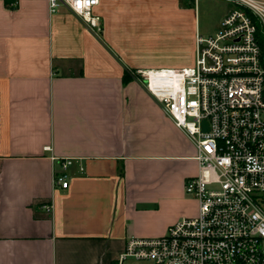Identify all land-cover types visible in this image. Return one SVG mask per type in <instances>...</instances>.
<instances>
[{
	"label": "crops",
	"instance_id": "1",
	"mask_svg": "<svg viewBox=\"0 0 264 264\" xmlns=\"http://www.w3.org/2000/svg\"><path fill=\"white\" fill-rule=\"evenodd\" d=\"M201 1L100 0L92 30L0 0V264H117L129 239L198 215L195 145L139 72L195 64Z\"/></svg>",
	"mask_w": 264,
	"mask_h": 264
},
{
	"label": "built area",
	"instance_id": "2",
	"mask_svg": "<svg viewBox=\"0 0 264 264\" xmlns=\"http://www.w3.org/2000/svg\"><path fill=\"white\" fill-rule=\"evenodd\" d=\"M228 1L233 8L219 31L196 36L192 67L139 72L195 145L199 172L184 188L199 213L164 236L129 239L117 264H264V0ZM99 2L48 5L51 14L65 7L100 30ZM71 164L65 160L61 167ZM55 184L67 189L66 173L56 174Z\"/></svg>",
	"mask_w": 264,
	"mask_h": 264
},
{
	"label": "rangeland",
	"instance_id": "3",
	"mask_svg": "<svg viewBox=\"0 0 264 264\" xmlns=\"http://www.w3.org/2000/svg\"><path fill=\"white\" fill-rule=\"evenodd\" d=\"M227 1L224 0H202L200 11H198L199 31L202 35L213 32L218 24L222 13L225 11ZM125 264H153L150 261H136L129 259Z\"/></svg>",
	"mask_w": 264,
	"mask_h": 264
},
{
	"label": "water",
	"instance_id": "4",
	"mask_svg": "<svg viewBox=\"0 0 264 264\" xmlns=\"http://www.w3.org/2000/svg\"><path fill=\"white\" fill-rule=\"evenodd\" d=\"M204 125L207 126L206 123ZM206 129H207V127H206Z\"/></svg>",
	"mask_w": 264,
	"mask_h": 264
}]
</instances>
